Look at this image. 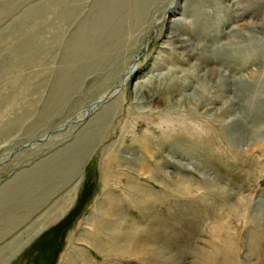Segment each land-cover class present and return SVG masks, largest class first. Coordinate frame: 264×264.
Segmentation results:
<instances>
[{"label":"rangeland","instance_id":"obj_1","mask_svg":"<svg viewBox=\"0 0 264 264\" xmlns=\"http://www.w3.org/2000/svg\"><path fill=\"white\" fill-rule=\"evenodd\" d=\"M0 264H264V0H0Z\"/></svg>","mask_w":264,"mask_h":264},{"label":"bare ground","instance_id":"obj_2","mask_svg":"<svg viewBox=\"0 0 264 264\" xmlns=\"http://www.w3.org/2000/svg\"><path fill=\"white\" fill-rule=\"evenodd\" d=\"M97 25V24H96ZM121 29V28H120ZM103 33V32H102ZM99 37V36H98ZM99 40V39H98ZM111 44V43H110ZM117 47H119V46H117ZM239 54V53H238ZM134 68H132L131 70H133ZM131 72H129L127 75H126V79L125 80H127V78H129V76L131 75L130 74ZM201 76V75H200ZM124 80V81H125ZM123 84V82L121 83V85ZM114 92H116V89L115 90H113L110 94H108V97H111V96H113L115 93ZM105 99V98H104ZM102 100H99L98 102H96V103H94L88 110H86L85 112H82V114H81V118H80V120H82L85 116H87V115H90L92 112H93V110L97 107V105L101 102ZM145 149V148H144ZM18 201V200H17ZM16 203V202H15ZM136 251V250H135ZM9 255V254H8Z\"/></svg>","mask_w":264,"mask_h":264}]
</instances>
